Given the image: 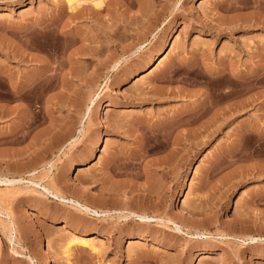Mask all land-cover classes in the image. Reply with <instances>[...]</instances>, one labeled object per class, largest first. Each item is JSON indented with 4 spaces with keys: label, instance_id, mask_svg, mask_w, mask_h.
<instances>
[{
    "label": "rangeland",
    "instance_id": "rangeland-1",
    "mask_svg": "<svg viewBox=\"0 0 264 264\" xmlns=\"http://www.w3.org/2000/svg\"><path fill=\"white\" fill-rule=\"evenodd\" d=\"M83 6L0 0V175L23 177L2 186L16 229L0 221V264H264V154L244 152L245 134L243 153L231 149L242 123L264 129V0ZM10 79L27 82L24 98L6 99ZM210 98L244 110L209 138H182L198 126L187 112ZM27 166L41 184L151 220L66 224L77 210L38 191ZM73 237L100 248L67 255Z\"/></svg>",
    "mask_w": 264,
    "mask_h": 264
},
{
    "label": "bare ground",
    "instance_id": "bare-ground-1",
    "mask_svg": "<svg viewBox=\"0 0 264 264\" xmlns=\"http://www.w3.org/2000/svg\"><path fill=\"white\" fill-rule=\"evenodd\" d=\"M87 1L88 0H68L69 7L72 9V13L75 16L79 15L80 14L79 12H78L79 14H77V8L79 6H81V5L83 6V4H85ZM102 3H103V0H94V5H96V6H99ZM117 64H118V62L116 61L112 66L115 67ZM10 76H12V75H10ZM10 80L12 81V79H10ZM13 81H12L13 88L11 89V93H6L4 95L8 101H11V100H14V99H16V100L22 99L21 97L23 96V94L21 93L22 92L21 89H23L24 85L27 83V82L22 80L20 82L18 81L19 82L18 85H14V83L16 81L14 83H13ZM194 81L198 82L197 80H194ZM23 98H24V96H23ZM207 99L202 104L193 107L191 110H189L187 112V114L185 113L186 115L189 116L187 119H185V122H187V123H196L197 122L198 123V124H196V125H198L197 128L196 127H194V128L191 127V129L187 133H184V137H182L183 135L181 136L182 138L189 139L190 141H192V143L194 142L193 141L194 139L196 140V138H200V139L201 138L203 139L204 137H208L209 138L216 130H218L219 128H222V126L226 122H228V120L231 119V115H233L235 111L239 112V111L244 110V108L242 107L243 104H241L239 106H237V105L236 106H232V105H229L230 103H227V106L222 107L221 110H217V109L214 108L215 104H217V103H215L214 100H212L213 98L212 99L210 98L209 100H207ZM241 103H243V102H241ZM237 104H240V103L237 102ZM231 109H234L235 111L234 112H230ZM206 115H207V117L203 120L202 118H204ZM92 118H89L87 125L91 126ZM199 120H200V122H199ZM176 126H175V128H176ZM179 133L180 132H178V134ZM181 133H183V132L181 131ZM234 133H235L234 134L235 136L232 138V145H231V149H233V151H237V150L239 151V148H240V147H238V146H240L239 142L241 141V139L243 138V135L245 134L247 136V138H248V144L246 145L245 148L243 146V149L245 150L244 152L248 151V154H249L250 157H255V156L259 157L260 155H262V153L264 154L263 145L259 141V137L260 136H262V137L264 136V129L258 128L253 123H242L240 125V129H237V132H234ZM179 136L180 135H178V137L174 136L175 138H173V144L174 143L177 144V143H179L182 140V138L179 137ZM158 137L159 136L157 135L156 140L158 139ZM101 138L102 137L99 136V139H101ZM72 141L70 143H72ZM147 143H148V141L146 142V144ZM197 143H198V141H197ZM240 149H242V147ZM29 150H31V149H29ZM146 151H147V149H146ZM241 152L243 153V151H241ZM249 156H247V157H249ZM31 159H32V157H31ZM34 165H36V164H34ZM78 165H80V164L78 162H76V163H74L73 167H76ZM21 168H23V167H21ZM35 170H36V167H33V166H31V167L29 166L28 167L27 166L24 171L27 172L30 175V177L31 176L35 177V175H34L35 174ZM44 172L46 173V171H44ZM34 177L33 178L31 177V179L29 178L30 179L29 182H34V183L40 184L42 186V188L39 189L38 191H40L43 195L52 196L56 200L61 201L64 204L66 203V205L68 204V205H70L71 207H73L74 209L77 210L76 214L73 217H68L67 218L66 224L80 225V226H83V227L84 226L92 227L94 225L92 220H94V219H96V220L97 219H104L108 215H117L118 218L119 217H123L125 219H128L130 217H134L135 219H138L143 224H145L147 222H150V220H151L152 216L146 210H140L139 209V211H137V210H132V209L121 210V209L113 208V207L108 206L106 203H104L103 198H100V197L98 198L97 201H92V199L91 200H83V199L81 200V199H79L77 197L69 196V195L65 194V192L62 191V189H59V188L55 187L54 185L41 184V182L36 180V179H34ZM22 179H23L22 176L21 177H16V176H12V175L10 176L8 174H1L0 175V221L4 224V227L9 230L10 235L13 234V231L16 229V226H15V222H14L10 212L6 208H4L2 206V202L1 201H2L3 196H4V191H3L2 186L6 185V187L7 186L12 187L14 185H17L19 182H21ZM100 191H101V193L99 195L101 196V194H103V191H102V189ZM5 213L9 216L10 219H5V218L3 219L2 218V216ZM169 220L173 221V223L176 224L175 228L178 231L187 233V234H189L190 236H192L194 238L208 237L210 235L206 231L199 230V228L198 229L195 228L194 231L191 230V229L185 230L184 226L186 224H184V226H183L182 224L177 223L175 220H172V219H169ZM139 232H141V229H140ZM251 239H252V241L253 240L256 241L258 239V237L251 235ZM73 244L84 245V246L88 247V249L90 251H92L94 253L98 252V250L100 248L94 240H86V239H83V238H75V237H73L71 239V241H70V244H68V246L66 247V254L67 255L70 254L71 246ZM140 256H142V255H140ZM191 262H193L192 258L189 259V263H191Z\"/></svg>",
    "mask_w": 264,
    "mask_h": 264
}]
</instances>
